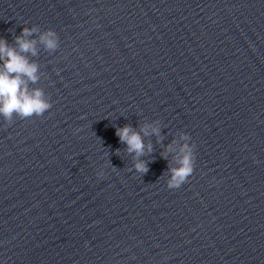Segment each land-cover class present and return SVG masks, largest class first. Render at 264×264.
<instances>
[{"label":"clouds","instance_id":"clouds-1","mask_svg":"<svg viewBox=\"0 0 264 264\" xmlns=\"http://www.w3.org/2000/svg\"><path fill=\"white\" fill-rule=\"evenodd\" d=\"M41 46L49 53L55 52L59 48L56 31H42L39 26L33 25L24 26L21 33L15 36L14 43L10 44L7 39L0 37V117L8 124L16 118L24 120L43 116L53 106L43 88L31 86L37 84L42 76L39 63L33 59L39 55ZM115 134L126 145V153L133 157L134 170L142 176L146 174L150 161L141 157L152 153L153 146L150 141L146 144L145 138L155 136L157 143L163 142L161 121L145 120L138 130L131 124H125L117 127ZM190 140V135L181 131L161 153L165 159L172 156V162L165 173L169 189L180 188L194 172L195 144L190 143ZM96 175L103 177V169Z\"/></svg>","mask_w":264,"mask_h":264}]
</instances>
